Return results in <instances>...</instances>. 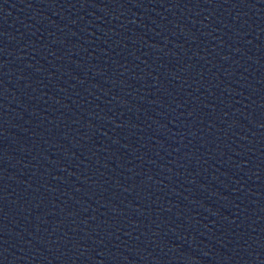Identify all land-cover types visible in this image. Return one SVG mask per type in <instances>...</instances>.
Returning a JSON list of instances; mask_svg holds the SVG:
<instances>
[{
    "label": "water",
    "instance_id": "95a60500",
    "mask_svg": "<svg viewBox=\"0 0 264 264\" xmlns=\"http://www.w3.org/2000/svg\"><path fill=\"white\" fill-rule=\"evenodd\" d=\"M0 264H264V0H0Z\"/></svg>",
    "mask_w": 264,
    "mask_h": 264
}]
</instances>
